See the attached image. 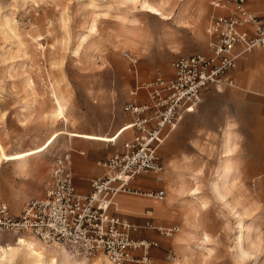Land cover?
Masks as SVG:
<instances>
[{
	"label": "rangeland",
	"instance_id": "rangeland-1",
	"mask_svg": "<svg viewBox=\"0 0 264 264\" xmlns=\"http://www.w3.org/2000/svg\"><path fill=\"white\" fill-rule=\"evenodd\" d=\"M165 2L171 19L126 0H0V201L12 214L42 196L54 156L119 146L104 137L130 124L123 106L137 83L170 78L179 55L209 53L208 0ZM53 93L66 103V120L49 119ZM186 117L185 128L179 124L158 150L166 179L160 204L173 205L179 217L170 222L178 231L163 237L162 261L152 264H264V176L259 185V177L239 174L242 161L235 159L220 184L223 198L217 197L212 183L224 162L220 134H211V143L210 135L192 128L196 117ZM132 132L124 130V139ZM168 248L171 260L165 259ZM77 258L92 263L102 257Z\"/></svg>",
	"mask_w": 264,
	"mask_h": 264
},
{
	"label": "built area",
	"instance_id": "built-area-1",
	"mask_svg": "<svg viewBox=\"0 0 264 264\" xmlns=\"http://www.w3.org/2000/svg\"><path fill=\"white\" fill-rule=\"evenodd\" d=\"M208 2L212 8L224 10L212 16L206 28L210 54L180 55L171 62L172 77L156 76L130 91L131 95L139 89L146 91V102L131 100L124 105L137 133L123 143L122 152L96 162L107 173L91 179V191L76 189L71 150L64 151L52 158L49 184L40 198L26 201L18 214H12L0 201V231L31 234L45 244L64 246L74 257L104 256L112 264H150L149 248L157 243L130 237L134 227L109 212L115 195L130 191L163 199V189L143 192L130 188L129 183L145 173H153L156 181H163L164 166L157 151L164 141V127H172L189 108H196L209 85H232L229 70L240 55L264 48V24L246 9V0ZM247 26L254 27L252 33L245 29ZM130 62L135 65L136 59L130 58ZM158 231L170 236L178 227ZM134 250H140L141 255L134 256ZM165 258H174L171 249Z\"/></svg>",
	"mask_w": 264,
	"mask_h": 264
},
{
	"label": "crops",
	"instance_id": "crops-1",
	"mask_svg": "<svg viewBox=\"0 0 264 264\" xmlns=\"http://www.w3.org/2000/svg\"><path fill=\"white\" fill-rule=\"evenodd\" d=\"M245 6L249 12L257 17L260 23L264 24V0H246ZM212 10L211 18L216 14L224 12L222 9L212 8ZM245 29L252 33L254 27L247 26ZM208 42L209 36L207 35V47ZM208 51L209 53L203 54H210L209 47ZM229 77L232 79V85H209L202 91L200 102L191 113H184L172 127H164V141L179 124L181 128H185V122L188 121H184V117L187 116L186 118L190 120L196 117V121L192 122V128L197 129L198 132L202 133L203 138H208L210 135L211 139H209V142L215 143V140L213 139L214 136L211 134H220L221 140L219 141V154H221L222 130L228 123V129L230 135H232L234 149L228 156L223 157L222 155L220 158L223 159L227 157L229 159L231 162L230 169H232V163H234V160L240 159L242 165L239 174L259 177L257 179V184L260 185V177L264 176V48H254L240 55L235 66L229 70ZM141 83H137L133 88ZM130 91L128 92L130 98L124 103V105L131 100L136 101L138 104L147 101L146 91L144 89H139L136 95H131ZM141 95H143V97ZM132 119L133 117L131 115L130 123H132ZM125 123L126 122H122L117 127L118 129L116 128L117 131L113 138L104 137L105 142H111L115 139L116 141L118 140L119 146L116 148L107 147L106 145H104V149L88 147L87 152L70 148V150L77 152L80 155H85L82 157L74 154L72 157L71 154L73 182L78 191L82 193H88L91 191V179L107 173L106 169L98 165L96 162L105 159L113 153L122 152L123 143L131 139L134 134L137 133L135 128L130 127V124L125 129L124 126L127 125ZM128 128L133 129L132 136L124 139V130H127ZM121 129H123V131H121ZM238 145L239 147L237 148ZM163 177V181L158 182L155 180V175L153 173L140 174L129 183V187L143 192L163 189L166 193V186L164 185L166 179L164 172ZM157 184L160 186L154 187V185ZM163 199L139 193L135 194L130 191H119L115 195L114 204L109 207V212L111 214L118 216L120 219L128 222L134 227V229L130 230V237L133 240H146L157 243L156 246H151L149 248L150 264H152L153 261L155 263L162 261V252L168 246V243L163 240V237L170 238L176 233L175 232L170 236H164L158 231V228L176 226L170 224V222L174 218L179 217L175 213L173 205L164 206L162 209L160 202ZM170 249L172 250V248H168V250ZM132 252L136 257L141 255L140 250H134ZM132 263L140 264L137 262H130L128 264Z\"/></svg>",
	"mask_w": 264,
	"mask_h": 264
},
{
	"label": "bare ground",
	"instance_id": "bare-ground-1",
	"mask_svg": "<svg viewBox=\"0 0 264 264\" xmlns=\"http://www.w3.org/2000/svg\"><path fill=\"white\" fill-rule=\"evenodd\" d=\"M131 3H138L140 8L145 12H152L154 15H159L161 19H171L170 11L166 8L165 0H126ZM197 9H194L188 18L195 17ZM184 13V10H179L178 17ZM184 15V14H183ZM177 17V18H178ZM176 19V18H175ZM95 23L91 24V31L95 30ZM85 37L81 39L83 42ZM54 99L53 110L49 115V119L54 120L55 118H62L66 120V103L62 98L58 97L55 93L52 94ZM130 123V127H131ZM229 124L227 123L223 129V141L221 154L228 156L232 151V135L229 132ZM224 162L221 164L220 171L217 173L215 181L212 183V189L215 195L219 198H223L220 192L221 185L224 182L227 173H229L230 166L228 164V158H223ZM1 162V158H0ZM221 184V185H220ZM196 191V189H195ZM23 233H13L11 235L0 234V264H9L8 257L12 256L16 259L17 264L20 259L21 264H37L43 258L46 260L45 264H112L106 257L97 259L92 263H85L78 261L77 257H74L64 246L53 243L52 251L48 245L38 240L31 234L27 236L22 235ZM203 238L207 241L209 238L206 234H203ZM241 241V236L238 237ZM241 244V243H240Z\"/></svg>",
	"mask_w": 264,
	"mask_h": 264
},
{
	"label": "snow or ice",
	"instance_id": "snow-or-ice-1",
	"mask_svg": "<svg viewBox=\"0 0 264 264\" xmlns=\"http://www.w3.org/2000/svg\"><path fill=\"white\" fill-rule=\"evenodd\" d=\"M188 111L191 113L193 110L191 108H189ZM121 131H123V129H121Z\"/></svg>",
	"mask_w": 264,
	"mask_h": 264
}]
</instances>
